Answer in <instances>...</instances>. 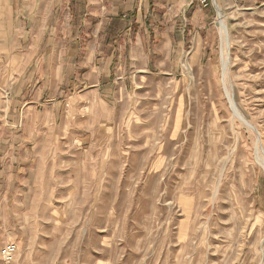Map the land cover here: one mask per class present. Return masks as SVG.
I'll return each mask as SVG.
<instances>
[{
  "label": "rangeland",
  "instance_id": "rangeland-1",
  "mask_svg": "<svg viewBox=\"0 0 264 264\" xmlns=\"http://www.w3.org/2000/svg\"><path fill=\"white\" fill-rule=\"evenodd\" d=\"M263 164L264 0H0L15 264H264Z\"/></svg>",
  "mask_w": 264,
  "mask_h": 264
},
{
  "label": "built area",
  "instance_id": "built-area-1",
  "mask_svg": "<svg viewBox=\"0 0 264 264\" xmlns=\"http://www.w3.org/2000/svg\"><path fill=\"white\" fill-rule=\"evenodd\" d=\"M204 7L210 5V0H200ZM18 248L16 244L11 243L3 246L0 249V264H15V256Z\"/></svg>",
  "mask_w": 264,
  "mask_h": 264
},
{
  "label": "bare ground",
  "instance_id": "bare-ground-1",
  "mask_svg": "<svg viewBox=\"0 0 264 264\" xmlns=\"http://www.w3.org/2000/svg\"><path fill=\"white\" fill-rule=\"evenodd\" d=\"M216 7H217V11H218V15H219V20H220V26H221V28H222V30H223V33L225 34L224 36H225V39H226V42H227V46H228V32H227V28H226V26H225V24L223 23V19H222V12H221V10H220V8L216 5ZM225 70V69H224ZM228 95V94H227ZM228 99H230V98H228ZM232 101V100H231ZM231 103V102H230ZM233 103H231V105H232ZM231 109H232V107H231ZM233 111H234V113L237 115V116H239L240 118H241V120H243L244 122H247L246 120H245V118L239 113V111L237 110V108L233 105ZM246 124V123H245ZM263 167H264V164H263Z\"/></svg>",
  "mask_w": 264,
  "mask_h": 264
},
{
  "label": "trees",
  "instance_id": "trees-1",
  "mask_svg": "<svg viewBox=\"0 0 264 264\" xmlns=\"http://www.w3.org/2000/svg\"><path fill=\"white\" fill-rule=\"evenodd\" d=\"M122 19H123L122 16L115 17V25H116V27H118V25L116 23L119 22V21H122Z\"/></svg>",
  "mask_w": 264,
  "mask_h": 264
}]
</instances>
